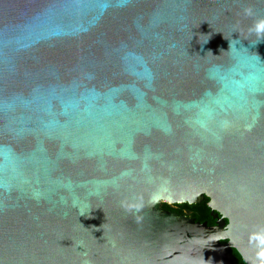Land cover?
I'll return each mask as SVG.
<instances>
[{
  "label": "water",
  "instance_id": "1",
  "mask_svg": "<svg viewBox=\"0 0 264 264\" xmlns=\"http://www.w3.org/2000/svg\"><path fill=\"white\" fill-rule=\"evenodd\" d=\"M260 17L0 0V264H264Z\"/></svg>",
  "mask_w": 264,
  "mask_h": 264
},
{
  "label": "trees",
  "instance_id": "2",
  "mask_svg": "<svg viewBox=\"0 0 264 264\" xmlns=\"http://www.w3.org/2000/svg\"><path fill=\"white\" fill-rule=\"evenodd\" d=\"M208 199L205 197L204 200L199 204H175L168 205L166 203L162 204V209L166 211L173 212L177 215H184L188 218L195 219L196 222H206L207 225H214L215 219L210 215V209L206 207V202Z\"/></svg>",
  "mask_w": 264,
  "mask_h": 264
},
{
  "label": "clouds",
  "instance_id": "3",
  "mask_svg": "<svg viewBox=\"0 0 264 264\" xmlns=\"http://www.w3.org/2000/svg\"><path fill=\"white\" fill-rule=\"evenodd\" d=\"M242 12L246 18H251L254 16V10L250 6L244 7ZM248 32L250 34H254L257 37V42L264 38V17L256 18L249 27ZM233 41L236 40L230 41V47H232Z\"/></svg>",
  "mask_w": 264,
  "mask_h": 264
}]
</instances>
